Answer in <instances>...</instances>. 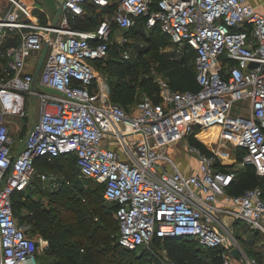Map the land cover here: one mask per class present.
<instances>
[{"label": "built area", "instance_id": "1", "mask_svg": "<svg viewBox=\"0 0 264 264\" xmlns=\"http://www.w3.org/2000/svg\"><path fill=\"white\" fill-rule=\"evenodd\" d=\"M89 4L111 5L65 0L59 22L43 24L22 0H0V264H39L48 242L18 222L12 197L35 178L58 188L59 175L35 173V162L70 156L79 174L102 185L105 201L116 205L119 243L146 250L149 264H177L150 245L180 237L221 249V264H257L235 245L232 225L242 222L264 238V182L230 194L235 170L189 139L207 145L205 121L221 114L213 123L235 138L237 165L252 166L264 179V15L247 0H158L155 9L152 0H118L96 30L71 27L70 18L84 15ZM138 18L146 19L147 29L159 24L180 51H195L198 90H174L152 69L159 100L144 96L127 112L110 100L93 60L105 58L109 45L128 41L124 34L114 36L113 24L126 32ZM12 37L17 41L4 43ZM121 55L128 61L132 51ZM25 93L38 101L37 119L17 143L5 116H28ZM235 103L241 104L236 111ZM182 144L197 161L194 172L184 171L168 151ZM234 247L241 259L230 254Z\"/></svg>", "mask_w": 264, "mask_h": 264}, {"label": "trees", "instance_id": "2", "mask_svg": "<svg viewBox=\"0 0 264 264\" xmlns=\"http://www.w3.org/2000/svg\"><path fill=\"white\" fill-rule=\"evenodd\" d=\"M152 1V8H157L158 0ZM111 7L114 11L115 4ZM145 22L146 19L141 18V24H136L124 33L128 39L126 43L109 45L108 54L105 58L93 60L95 69L106 79L110 88V100L127 112H130L144 96L151 97L155 102L159 100V88L151 75L152 69L164 76L174 90H198L194 63L195 51L189 47H184L183 52H187H182L183 54L179 60L167 57L160 52V49L164 45V38H168L172 42L170 36L162 30L159 24L152 29H147ZM95 23L98 24L96 19L84 21H79L76 17L70 19L71 27L77 29L85 28L89 30L92 28L87 27V25L94 26ZM116 26L113 24L114 28ZM136 31L142 34L145 31L149 33L144 36L147 43L146 52H151V61L154 62L155 67L148 68L149 62L140 60L141 55H139V51L133 45L134 43L129 35L130 32L135 33ZM126 49L132 51V57L128 61L124 60L121 55ZM136 57L138 67L134 72H129L128 64L133 62ZM191 59L193 65L189 64ZM106 70L109 71L110 78L106 75ZM140 90H144L146 93L141 99L139 98ZM189 143L200 147L203 151H208L205 145L195 138H190ZM225 167L235 170L236 177L228 188L230 194L240 195L247 189L263 186L264 179L256 175L252 166L248 165L240 168L241 170L234 168L233 165H226ZM35 169L54 172L59 175L60 179L62 178L61 185L48 194L49 203L54 202L56 205L66 206L80 215V217H77V225L61 227L60 223L52 216L50 209L33 197L32 192L38 187H36V178L27 190L13 194L15 217L20 224L31 225V231L27 230L29 235L34 236L32 232L38 231L47 240L48 245L45 253L56 255V259L51 264H149L146 259L148 254L146 250H130L119 243V226L117 243H114L111 239L110 230L114 226L112 213H114L116 205H112V210L105 209L98 196L88 200L84 199L81 202V209L78 208L79 200L76 199L74 193L76 191L73 189L72 184L77 169L75 157H59L51 161L37 159ZM21 209H25L26 213L20 214L19 210ZM95 214H99L100 218L96 221L89 220ZM154 242L163 245L168 258L177 264H206L190 247L191 242L199 246L198 242L192 238L180 237L164 240L156 238L152 243ZM201 249L208 253L210 264H221V258L218 256L221 249L206 250L202 247ZM39 256L40 254L38 255V261Z\"/></svg>", "mask_w": 264, "mask_h": 264}, {"label": "rangeland", "instance_id": "3", "mask_svg": "<svg viewBox=\"0 0 264 264\" xmlns=\"http://www.w3.org/2000/svg\"><path fill=\"white\" fill-rule=\"evenodd\" d=\"M96 26V23L94 26H89V28H93ZM147 31H145L144 34L140 33L139 31L130 32V39L134 43L133 45L137 47V50L139 51V55H141L140 60H146L149 62L148 68L155 67V64L153 61H151V52H146L147 49V43L145 42L144 36H147ZM165 42L164 45L161 47L160 52L165 54L169 58L177 59L179 60L182 56L183 50L180 51L178 49V46H176L173 42H171L168 38H164ZM183 52V53H182ZM134 54V53H133ZM139 58V57H138ZM29 61H32V65L36 62V58L32 57L29 58ZM138 59L137 57L134 59L133 62H130L128 64L129 72H134L138 67ZM190 65H193L192 59L189 61ZM106 75L110 78V73L108 70H106ZM128 78V77H126ZM39 91H46L42 87L38 86ZM144 90H140L139 98L141 99L145 95ZM26 95V110L28 112V116L23 118L12 114H6L5 119L7 125L10 127V131L12 135L15 137L16 142H19V137H24L29 129L31 127L33 121L37 119V113H36V105L38 103L37 99L34 100L33 96L31 94L25 93ZM235 108L234 111H236V107H241L240 103L234 104ZM216 120H220L222 118L221 114H217L214 116ZM212 126L208 128V130L211 133L210 138H206L204 141L207 145L202 141V143L206 146L211 148L212 150L216 151L222 161H225L226 164L233 165L234 168H238V170H241L240 167L237 165V161H239V156L241 154V149H238L235 147V138L231 136L229 133H223L221 129L217 130L216 132L211 131ZM206 129V131H208ZM204 134V133H202ZM213 134V135H212ZM205 136V135H204ZM182 145H174L170 147V149L178 148L177 152L174 153L172 156L176 158V161L179 165L183 162L186 166H188L189 171H193L196 167V160L190 158V155L184 152V148ZM173 147V148H172ZM193 157V156H191ZM194 158V157H193ZM51 170V169H49ZM38 170H35V173H37ZM62 180V178H61ZM36 190L33 191V197L36 200H39L40 203L50 209L52 216L55 217V220L60 223L61 227L64 226H70V225H77L76 222L78 221L77 217L79 213L74 212L72 209L62 206V205H56L54 202L48 201V194L54 190L52 185L47 183H42L39 181L38 178H36ZM73 189H75L76 192L75 196L76 199L79 200V209H81V202H83L84 199L88 200L89 198L98 197L100 199L101 204H103L105 209H111L113 208V203H109L107 201H104L103 199V192H102V186H100L95 180L89 179L87 177L81 176L79 174L78 168L76 169L75 175L72 179ZM20 214H25L26 210L21 209L19 210ZM84 213V212H83ZM89 220L96 221L100 218L99 214L92 215ZM112 218L114 220V226L113 229L110 230V236L111 239L114 241V243H117V232H118V224L115 218V211L112 213ZM243 223L240 222L239 224L234 223L232 230L234 232V236L236 238L235 245L244 253L245 256L248 258H254L257 262V264H264V238L257 234L254 231L249 230L248 228L243 227ZM27 230L31 231V225L27 226ZM34 236L36 237H43L41 233L38 231L32 232ZM44 238V237H43ZM45 239V238H44ZM46 240V239H45ZM228 245H231L230 241H228ZM189 244V243H188ZM48 245V244H47ZM43 247L41 249V253L39 256V263L40 264H51L55 259L56 255L51 253H45V249L47 248ZM190 247L195 251V253L200 256L206 264H210L208 253L205 250H202L200 246H198L196 243L191 242L189 244ZM151 248H154L159 253L164 254L165 249L164 246L160 243H152L150 245ZM189 247V248H190Z\"/></svg>", "mask_w": 264, "mask_h": 264}, {"label": "crops", "instance_id": "4", "mask_svg": "<svg viewBox=\"0 0 264 264\" xmlns=\"http://www.w3.org/2000/svg\"><path fill=\"white\" fill-rule=\"evenodd\" d=\"M22 1L31 7L34 18L38 19L43 24H46V23H52L53 24L55 22H59V20H60L59 18L61 17V11H60V14L58 15V10H59V8H61V6L65 0H22ZM109 1H110L111 5L106 7V8L95 7L91 4L86 5L84 15H82L80 17H76V19H78L79 21L80 20L84 21V20H88V19H96V22L98 24L95 27H93L92 29H89V30H96L100 26L102 21H104L106 18L109 19L112 16L113 10H112L111 6H113V4H115L118 0H109ZM247 2L250 5H252L259 13L264 15V0H247ZM70 19H72V18H70ZM138 19H136L137 25L141 24V18H138ZM82 30H87V29L83 28ZM113 31H114L113 34L116 37L119 36L120 34L125 33V31H122L121 29H119L118 26H116L115 28L113 27ZM12 40L14 42L17 41L16 38L12 37V38H6L4 43L7 44L9 42H12ZM214 121H217V120L213 116L210 120L205 122V124L209 125V124L213 123ZM215 124H217V123H215ZM19 138H22V137H19ZM175 150L176 151H174V149L173 150L170 148L168 149V151L171 155L176 153L178 148ZM185 153H187V152H185ZM191 156L192 155H190V158L195 159ZM179 163H182L180 165V167L184 171L191 173V171H189V169H188V166H186L183 162H179ZM226 165H229V164H226ZM196 168H197V161H196V167L192 172H194L196 170ZM237 224H239V223H237ZM23 225L28 226L27 224H23ZM232 227H233V225H232Z\"/></svg>", "mask_w": 264, "mask_h": 264}, {"label": "water", "instance_id": "5", "mask_svg": "<svg viewBox=\"0 0 264 264\" xmlns=\"http://www.w3.org/2000/svg\"><path fill=\"white\" fill-rule=\"evenodd\" d=\"M60 11H61V8H59V10H58V15L60 14ZM46 49H47V47H45L43 52H42L38 68L34 74V80H33V86L34 87L36 86L37 77H38L42 62H43L45 54H46ZM255 66H256V63L251 64V67H255ZM230 254L236 259H241L240 253L236 247L230 249Z\"/></svg>", "mask_w": 264, "mask_h": 264}, {"label": "bare ground", "instance_id": "6", "mask_svg": "<svg viewBox=\"0 0 264 264\" xmlns=\"http://www.w3.org/2000/svg\"><path fill=\"white\" fill-rule=\"evenodd\" d=\"M211 118H212V117H211ZM211 118H209L208 120H210ZM208 120H206L205 122H207ZM210 125L212 126L211 131H213V132H216L217 130L220 129L219 124L211 123ZM202 135H203V134H202ZM204 135H205V134H204ZM212 135H213V134H212Z\"/></svg>", "mask_w": 264, "mask_h": 264}]
</instances>
